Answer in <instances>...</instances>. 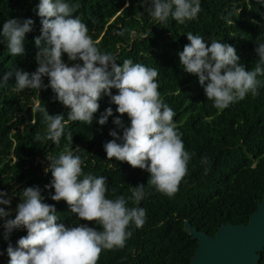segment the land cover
Listing matches in <instances>:
<instances>
[{
    "label": "trees",
    "instance_id": "trees-1",
    "mask_svg": "<svg viewBox=\"0 0 264 264\" xmlns=\"http://www.w3.org/2000/svg\"><path fill=\"white\" fill-rule=\"evenodd\" d=\"M64 2L75 8L73 16L87 25L88 35L100 51L115 56L118 65L132 59L158 71L161 99L174 110L173 122L191 154L188 171L178 191L168 196L148 184V171L115 158L108 160L104 145L114 139L110 132L115 130L123 136V129L113 121L120 117L125 126H130V119L127 114L120 116L106 94L98 101L100 108L91 125L71 120L58 145L36 140V135L45 136L47 129L40 108H47L51 115L63 114L64 121L70 120L69 109L56 99L50 87L16 89L17 69L32 73L38 68L35 38L42 35V24L35 9L39 0H0V34L9 19L34 21L32 31L25 35L21 56L11 55L0 35V192L7 194L0 199H11L10 206L0 207L12 213L0 218V264H9V243L16 247L18 239L27 235L26 229H15L5 239L3 227L4 219L15 218L26 187L41 189L44 202L55 206L58 223H82L102 230L95 222L79 220L65 201L52 200L54 188L45 187L53 179L51 172L45 173L47 155L58 157L66 150L81 157L84 174L107 178L106 198L124 196L127 207L146 211L143 227L131 224L128 231L132 235L125 246L104 250L98 264H190L198 242L185 231V221L215 236L224 224H248L263 200L264 76L257 77L261 81L257 95L249 93L228 108L217 109L208 100L198 76L183 70L179 52L190 43L187 33L191 32L209 44L216 40L232 45L246 70H251L259 59L257 44L264 42V0H200L197 17L183 24L171 16L166 22L156 21L144 0ZM63 59L69 66L83 63L69 60L67 54ZM10 72L12 75L4 81ZM42 80L44 85L49 84L47 76ZM112 93L118 94V90L112 89ZM109 107L113 115L100 125L98 120ZM69 132L73 141L67 139ZM140 185H144V196L137 203L131 199L132 188ZM260 264H264V252Z\"/></svg>",
    "mask_w": 264,
    "mask_h": 264
},
{
    "label": "clouds",
    "instance_id": "clouds-1",
    "mask_svg": "<svg viewBox=\"0 0 264 264\" xmlns=\"http://www.w3.org/2000/svg\"><path fill=\"white\" fill-rule=\"evenodd\" d=\"M147 11L158 22L168 17L181 24L197 17L201 11L200 0H144ZM41 18L42 35L35 38L39 51L36 54L38 68L29 73L15 71L17 90L50 87L56 99L69 109L68 118L63 114L51 115L47 108H40L47 123L46 135H36V140L53 141L59 144L65 135V126L72 121L91 125L99 110L102 94L110 97L116 111L127 114L130 126H125L120 117L113 122L123 129V136L113 130V140L104 145L108 160L127 162L133 168L150 173L148 184L158 191L172 196L187 175L191 154L185 150L181 134L173 118L174 110L163 102L157 82L158 71L132 59L117 64L110 53H103L88 35V27L79 17H74L75 8L64 0H39L35 9ZM34 21L9 19L3 24L2 35L7 41L11 55L24 54L25 35L32 31ZM123 35V33H121ZM190 43L179 52L183 70L198 76L208 100L217 109L228 108L251 93L258 94L264 76V42L257 44L258 61L251 70L240 62L236 49L228 44L187 33ZM71 61H82L69 66L63 56ZM12 75L8 73L4 81ZM49 78L44 85L42 77ZM112 89L118 90L113 95ZM35 111V109H33ZM113 115L107 108L98 123L105 125ZM72 120V121H71ZM67 139L73 141L71 132ZM122 140V143H118ZM77 144V143H76ZM79 151V147L76 148ZM49 162L45 173L51 172L52 181L47 188H54L51 199L65 201L81 221L95 222L102 230L80 223L66 226L58 223L54 205L44 202L41 189L26 187L22 190L21 202L17 205L14 219H4L5 239L15 229H26L27 235L18 239L17 246L7 248L9 264H98L104 250L123 248L132 235L128 228L134 224L142 228L146 211L142 207L126 206L124 196L106 198L107 178L84 174L82 159L72 150L59 156L46 157ZM207 163V158H204ZM83 177V178H81ZM7 195L0 192V196ZM144 196V185L132 188L131 199L139 203ZM0 204L11 205V199H0ZM10 211L0 207V218L11 216Z\"/></svg>",
    "mask_w": 264,
    "mask_h": 264
},
{
    "label": "water",
    "instance_id": "water-1",
    "mask_svg": "<svg viewBox=\"0 0 264 264\" xmlns=\"http://www.w3.org/2000/svg\"><path fill=\"white\" fill-rule=\"evenodd\" d=\"M185 231L198 242L190 264H260L264 252V197L248 224H224L211 236L184 223Z\"/></svg>",
    "mask_w": 264,
    "mask_h": 264
},
{
    "label": "rangeland",
    "instance_id": "rangeland-1",
    "mask_svg": "<svg viewBox=\"0 0 264 264\" xmlns=\"http://www.w3.org/2000/svg\"><path fill=\"white\" fill-rule=\"evenodd\" d=\"M81 149V146H79V150Z\"/></svg>",
    "mask_w": 264,
    "mask_h": 264
}]
</instances>
